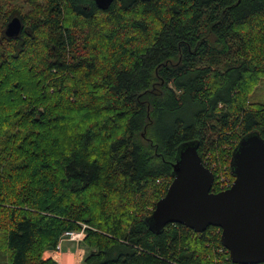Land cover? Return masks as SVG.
Listing matches in <instances>:
<instances>
[{"label": "trees", "instance_id": "16d2710c", "mask_svg": "<svg viewBox=\"0 0 264 264\" xmlns=\"http://www.w3.org/2000/svg\"><path fill=\"white\" fill-rule=\"evenodd\" d=\"M26 2L8 38L0 1V264H59L82 229L83 264H237L219 227L150 219L184 145L219 192L264 138V0Z\"/></svg>", "mask_w": 264, "mask_h": 264}, {"label": "water", "instance_id": "95a60500", "mask_svg": "<svg viewBox=\"0 0 264 264\" xmlns=\"http://www.w3.org/2000/svg\"><path fill=\"white\" fill-rule=\"evenodd\" d=\"M107 9L114 0H95ZM20 17L13 18L6 35L17 36ZM235 180L216 192L215 174L203 162L196 144L179 152L175 176L167 193L157 202L150 226L162 230L170 223L183 224L197 232L219 227L221 239L237 264L264 263V138L258 133L244 137L231 161Z\"/></svg>", "mask_w": 264, "mask_h": 264}, {"label": "rangeland", "instance_id": "374dc122", "mask_svg": "<svg viewBox=\"0 0 264 264\" xmlns=\"http://www.w3.org/2000/svg\"><path fill=\"white\" fill-rule=\"evenodd\" d=\"M2 2H5L6 5L4 6V11L5 14H9L10 11H14V13H26L29 9L30 4L27 3V0H0ZM41 2V0H40ZM0 26H3V23L0 21ZM251 100L253 102L261 101L264 102V80L262 83L257 87L256 91L251 97ZM65 244V245H64ZM68 246V247H65ZM72 246V247H70ZM63 251L65 253H62L63 256L60 258V254H56L54 250H47L45 252L44 257L45 258H54L57 259L59 263H64V264H82L79 262L78 255L84 254L83 259L85 255H88L90 253V249L86 247V245L81 242L80 244H77L76 242L73 241H66L63 242ZM80 257V256H79ZM77 258V259H76ZM1 259V258H0Z\"/></svg>", "mask_w": 264, "mask_h": 264}, {"label": "built area", "instance_id": "2783aa9c", "mask_svg": "<svg viewBox=\"0 0 264 264\" xmlns=\"http://www.w3.org/2000/svg\"><path fill=\"white\" fill-rule=\"evenodd\" d=\"M218 176L219 177H218V182L217 183L219 184V186L221 188V191L224 190V189L229 188L231 186V184L233 183V181H231L229 179V177L227 176V172L226 171L225 172L221 171L218 174ZM85 236H86V232H85L84 229L78 230V231L77 230H71V231L65 232L64 235L61 238V241H60L59 245H58V249L54 250V251H56L55 253L56 254H60L59 256L62 255L63 242L71 240L73 242H76L77 244H80L81 242H83ZM83 256H84V254L78 255L79 262L82 263V264H83ZM55 260H57V259H55ZM59 264H62V263H59Z\"/></svg>", "mask_w": 264, "mask_h": 264}, {"label": "flooded vegetation", "instance_id": "af4514ba", "mask_svg": "<svg viewBox=\"0 0 264 264\" xmlns=\"http://www.w3.org/2000/svg\"><path fill=\"white\" fill-rule=\"evenodd\" d=\"M15 17H20V19H21V21H22V18H21V16H20V13H14L11 17H10V19H9V21L7 22V24H6V26H5V29H4V34L6 35V28H7V25L9 24V22L13 19V18H15ZM23 22H22V29H21V31L23 30ZM21 31H20V33H21ZM20 33L17 35V36H13V37H9V36H7L8 38H16V37H19V35H20Z\"/></svg>", "mask_w": 264, "mask_h": 264}, {"label": "crops", "instance_id": "0c3cea01", "mask_svg": "<svg viewBox=\"0 0 264 264\" xmlns=\"http://www.w3.org/2000/svg\"><path fill=\"white\" fill-rule=\"evenodd\" d=\"M66 242V241H65ZM65 245V244H64ZM65 247H68V246H65ZM70 247H72V246H70ZM63 251V250H62ZM62 253H65V252H62ZM62 256H63V254L60 256V258H62Z\"/></svg>", "mask_w": 264, "mask_h": 264}, {"label": "bare ground", "instance_id": "6f19581e", "mask_svg": "<svg viewBox=\"0 0 264 264\" xmlns=\"http://www.w3.org/2000/svg\"><path fill=\"white\" fill-rule=\"evenodd\" d=\"M216 165V163H214Z\"/></svg>", "mask_w": 264, "mask_h": 264}]
</instances>
